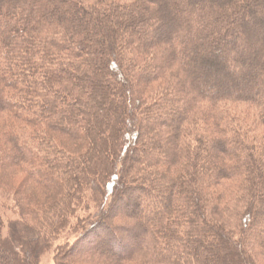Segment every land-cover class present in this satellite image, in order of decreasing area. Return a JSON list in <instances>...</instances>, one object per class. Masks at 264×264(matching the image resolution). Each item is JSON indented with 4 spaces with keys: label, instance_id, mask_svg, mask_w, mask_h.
Instances as JSON below:
<instances>
[{
    "label": "trees",
    "instance_id": "obj_1",
    "mask_svg": "<svg viewBox=\"0 0 264 264\" xmlns=\"http://www.w3.org/2000/svg\"><path fill=\"white\" fill-rule=\"evenodd\" d=\"M4 202L0 264H264V0H0Z\"/></svg>",
    "mask_w": 264,
    "mask_h": 264
},
{
    "label": "rangeland",
    "instance_id": "obj_2",
    "mask_svg": "<svg viewBox=\"0 0 264 264\" xmlns=\"http://www.w3.org/2000/svg\"><path fill=\"white\" fill-rule=\"evenodd\" d=\"M117 30H115L114 32H112V34H111V36H110V40H112V38H113V34L115 35V34H117ZM104 103H105V100H104ZM124 114V113H123ZM107 150H108V148H107ZM109 151V150H108ZM119 150L118 149H116V152H113V150H111V152L109 151V153L111 154V153H114L115 155L117 154V152H118ZM118 166V163L115 161V163H114V169L111 171V174L109 175V176H112V175H115L116 173H117V167ZM13 180H15L14 182H13V185L17 188L18 187V185L21 183V181L23 180V177H18L17 179L15 178V179H13ZM6 185V184H5ZM8 185H10V182H8ZM8 185H6V186H8ZM10 187V186H9ZM8 187V188H9ZM8 188H7V190L6 189H4V190H6V191H4V192H6V193H8V194H10V192L8 191ZM10 189V188H9ZM4 194V193H3ZM106 192L105 193H103V195L104 196H106ZM2 201H3V199H2ZM5 203V202H4ZM4 203H2V204H0V211H1V215L3 216V218L5 219V221H8V220H10V219H13V218H16V214L14 213V209L12 210L11 208L12 207H8L7 205H6V203L4 204ZM6 206V207H4V206ZM10 206V205H9ZM122 215H123V219H124V214H125V211L123 212V213H121ZM260 217H263L264 218V212H261V215H260ZM262 221V220H261ZM65 237L63 238V239H60L59 241H58V243H60V242H63V241H76V237L75 236H69V232L68 231H66L65 232ZM57 243V244H58ZM247 250L250 252V254L252 255V256H256V257H258V253H257V251H255V250H251L249 247H247ZM68 250L66 249V252L64 253L65 255L64 256H66V258H64V256L62 257L63 258V263L64 262H67V264H74V263H80V264H89V262L86 260L89 256H93V257H96V255L97 254H95V252L94 251H91V252H89L88 250H87V254H89V255H87V258L86 259H82V258H80V254L79 253H74V254H71L70 252L68 253ZM91 253V254H90ZM21 264H24V262H21ZM40 264H57V262H56V258H55V256H54V252L53 251H48V252H46V253H44L42 256H41V262H40ZM96 264H102V262H98V263H96Z\"/></svg>",
    "mask_w": 264,
    "mask_h": 264
}]
</instances>
